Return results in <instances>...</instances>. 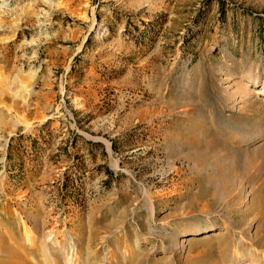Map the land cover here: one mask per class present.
Returning <instances> with one entry per match:
<instances>
[{
  "label": "rangeland",
  "instance_id": "rangeland-1",
  "mask_svg": "<svg viewBox=\"0 0 264 264\" xmlns=\"http://www.w3.org/2000/svg\"><path fill=\"white\" fill-rule=\"evenodd\" d=\"M262 224L264 0H0V260L264 264Z\"/></svg>",
  "mask_w": 264,
  "mask_h": 264
},
{
  "label": "bare ground",
  "instance_id": "bare-ground-1",
  "mask_svg": "<svg viewBox=\"0 0 264 264\" xmlns=\"http://www.w3.org/2000/svg\"><path fill=\"white\" fill-rule=\"evenodd\" d=\"M264 227V224H262V226L261 227H259V228H263ZM261 242H263L264 243V239H262V241ZM1 244H2V242H1ZM262 246V245H261ZM5 249H7V248H5ZM8 255H10L11 253L8 251ZM222 254V253H221ZM222 256V255H221ZM11 258H3L2 260H0V264H24V261H16V260H13L12 259V256H10ZM15 257V256H14ZM224 258V257H223ZM207 264H215L214 263V261H212V262H210V261H208V263Z\"/></svg>",
  "mask_w": 264,
  "mask_h": 264
}]
</instances>
